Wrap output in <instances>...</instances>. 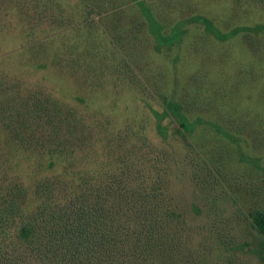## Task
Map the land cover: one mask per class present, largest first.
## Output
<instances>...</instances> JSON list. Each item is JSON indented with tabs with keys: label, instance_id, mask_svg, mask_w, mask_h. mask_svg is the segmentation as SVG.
Listing matches in <instances>:
<instances>
[{
	"label": "rangeland",
	"instance_id": "374dc122",
	"mask_svg": "<svg viewBox=\"0 0 264 264\" xmlns=\"http://www.w3.org/2000/svg\"><path fill=\"white\" fill-rule=\"evenodd\" d=\"M197 16L241 31L219 41ZM258 25L264 0H0V264H108L44 234L96 204L124 209V253L157 227L143 264H264V32L242 31ZM169 102L186 127L170 115L162 138Z\"/></svg>",
	"mask_w": 264,
	"mask_h": 264
},
{
	"label": "trees",
	"instance_id": "16d2710c",
	"mask_svg": "<svg viewBox=\"0 0 264 264\" xmlns=\"http://www.w3.org/2000/svg\"><path fill=\"white\" fill-rule=\"evenodd\" d=\"M193 21L205 26V29L209 34L222 42L234 38L241 31L240 29H236L228 34H224L215 27L210 19L204 16H197ZM244 30L262 33L264 32V26L258 25L255 28L242 29V31ZM155 115L157 117L158 132L162 138H167L168 136V130L167 127L163 125V121L170 115L179 118L182 127H186L181 107L173 102L168 103V109L165 112H155ZM127 199H130V196H128ZM129 204L132 205V208L128 211L132 212L134 215H138L147 220L155 219L159 216V211L156 208H153L152 211H146L138 209L134 202L133 204ZM97 205L99 204L89 206L88 208H82L78 212H73V214H66V217L63 218V220H65L63 226L60 225V223L54 224L51 222L47 224L45 227L47 231L44 232L45 235L51 237L53 234H59L58 239L60 241L53 242L54 245L52 244V247L58 242L68 246V252L73 256V261L75 262L77 260L85 261V259L89 258L90 253L98 251L100 254H109L108 259L105 261L108 264H123L120 259L126 254L129 258L130 264H143L144 255L154 252L152 249V238L155 235L154 232L157 227L153 225L143 226V229L140 232V237L133 248V252L124 253L130 248V246H128L130 238L128 237H131V234L126 227L120 225V227L116 228L117 224L124 216V209L121 206H118L105 213L106 210L103 211L101 208L96 209ZM164 216L168 219L172 217L173 214L165 212ZM250 217L254 224V228L264 237V211H256L252 213ZM48 219L55 220V212L49 214L46 221ZM60 219L62 220V218ZM41 230L42 228L39 230V226L36 222H27L21 227L19 236L26 242H32L37 233ZM125 231L127 232L124 233ZM142 237H146L145 240H142ZM50 251L51 249L49 252ZM90 260L93 264L92 256ZM129 263L126 262L125 264ZM95 264H101V259L96 258Z\"/></svg>",
	"mask_w": 264,
	"mask_h": 264
}]
</instances>
